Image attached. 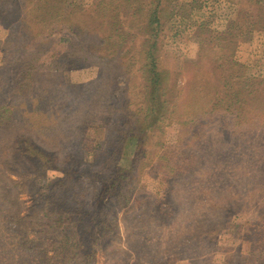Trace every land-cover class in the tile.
Instances as JSON below:
<instances>
[{
    "label": "trees",
    "instance_id": "obj_1",
    "mask_svg": "<svg viewBox=\"0 0 264 264\" xmlns=\"http://www.w3.org/2000/svg\"><path fill=\"white\" fill-rule=\"evenodd\" d=\"M130 1L133 2L128 6ZM186 1L194 4V12L199 14L198 18L194 19L192 14L188 18L197 33L205 35L208 42L207 48H202L199 60L186 66L190 76L185 91L189 94L181 101L180 92L184 86L180 89L176 85L177 75L172 77L159 65L161 16L173 14L172 7L165 13L170 0H99L91 20L94 26H98L103 11L112 10V33L104 35L102 43L92 48L88 46V49L71 47L68 41H61L62 37H52L63 28L78 32V21L84 17L74 14L66 18L61 12L63 0H0V30L7 32L0 51L6 52L9 41L16 54H20L12 68L11 92L14 96H25L37 73L47 83H62L59 81L61 72L50 67L41 69L51 62L73 68L89 59L99 66V77L91 83L94 82L97 91H101L99 85L107 83L111 73L124 75L136 56L134 35L120 28L122 16L132 15L129 11L134 9L133 12L144 13L145 19L140 28L143 31H139L144 33L139 45L140 57L137 55L141 61L137 70L145 81L140 90V107L131 111L125 105L113 106L112 111L116 114L105 115L104 123L98 125L105 129L109 139L124 147L114 172L107 178H99L105 155L99 142L86 136L87 127L80 133V153L74 161L58 160L38 147L25 133L26 130L22 131L27 115L37 114L45 120L53 117L43 107L38 108L41 100L38 93L28 97L33 100L31 105L22 102L24 112L16 113L18 107L13 104L0 105V240L5 239L14 251L20 252L17 258L10 254L9 264H75L78 259H90L96 252V246L107 242L117 250L115 241L107 232L113 231V226L115 237L119 229L117 215L111 207L122 209L133 201L130 187L144 168L140 160L146 159L148 140L173 122L179 124L176 142L157 144L150 159L153 162L148 163L156 174L164 173L171 177L169 199H150L152 206H157L156 213H140L141 225L136 229L141 236L138 241L140 247L156 240L164 253L171 249L189 250L194 243L202 251L212 241V236L217 237L222 229L235 227L240 217L256 206V218L262 222L259 239L264 250V116L251 106L245 108V115H242L244 106L241 100L249 92L241 84L243 65L235 58L237 43L231 37L233 3L232 0H223L212 6L206 5V0ZM262 10L257 13L255 22L261 27L257 29L259 32H264V8ZM63 52L67 55H50L43 61L37 57L39 54ZM10 64L0 68V102L5 99L3 77ZM208 75L211 83L203 84L202 80L205 82L204 77ZM87 86L78 84L72 87ZM125 91L128 90H122L121 95L130 101L131 97ZM216 119L221 122L220 130L211 133L207 122ZM189 123L192 126H188ZM38 134L36 132V136ZM221 135H226L230 143L218 148L214 137ZM150 152L148 149L149 155ZM82 162L86 169H77L76 164ZM43 167L61 172L62 177L51 184L48 197L39 211H34L32 206L22 210L15 195L9 193L2 181H7L11 187L20 185L24 191L17 194H30L28 180ZM81 175L90 183L98 181L91 204L86 197L89 186L77 180ZM12 176H17L18 180L14 181ZM23 178L25 182H22ZM81 188L83 197L79 195L71 202L69 196ZM160 203L168 205L166 214L160 212ZM70 208L74 213H70ZM40 214L41 218L38 217ZM43 219L45 222L41 223ZM164 222L171 226L170 237L159 240L158 235H154L150 238L152 230ZM226 259L222 264L227 263ZM262 260L261 264H264V256Z\"/></svg>",
    "mask_w": 264,
    "mask_h": 264
},
{
    "label": "rangeland",
    "instance_id": "obj_2",
    "mask_svg": "<svg viewBox=\"0 0 264 264\" xmlns=\"http://www.w3.org/2000/svg\"><path fill=\"white\" fill-rule=\"evenodd\" d=\"M221 1L223 0H206L205 4L207 5L208 3L215 6ZM132 2H128V6ZM98 3L99 0H63L61 12L66 18L74 14L84 17L78 21V32L63 28L58 35L55 36L54 34L52 37L54 36L55 39L62 37L61 41L63 43L68 41V46H78L83 47V49H88V46L92 48L102 43V37L112 33L110 25L113 19L111 18L112 10H104L100 25L94 26L91 19L96 14ZM232 3L233 11L231 16L234 24L231 37L237 43L235 58L243 65L241 84L249 92L241 100L244 106L242 115H245V108L251 106V109L260 111L261 116H264V32H259L257 29L261 27L256 25L257 23L255 24L257 13L259 11L263 12L264 0H232ZM194 6V4L186 0H170V5L166 8L165 13L171 7L174 12L169 17L166 15L161 16L160 22L159 65L168 70L172 77L177 75L176 85L180 89L184 86L180 92L181 101H184L189 94H186L185 91L188 88L186 81L190 76V71L186 66L199 60L202 48H207L208 42L205 35L197 33L196 27L188 18L191 14L194 19L199 17V14L194 12ZM133 11L134 9L129 11V13L132 12V15H123L120 21L121 30L135 37L136 56L132 67L129 70H125L124 75L116 72L111 73L107 83L99 85L101 89L99 92L95 86L96 84L94 82L91 83L99 77V66L89 59L88 62L73 68H66V66H59L55 62H51L49 66L45 65L41 69L47 70L50 67L55 72H61L62 77L59 81H63L62 83H47L37 73L30 91L25 96H14L11 92L13 85L11 84L12 68L20 54H16L15 47L9 41L6 52L0 51V68L6 63H11L4 77L2 76L5 79V90L3 91V98L5 99L0 102V105L13 104L18 107L15 110L16 113L22 110L24 112L22 102L25 101L28 105H31L33 100L32 98L28 99V97L38 93L41 99L38 108L43 107L46 110L45 112L50 113L53 117L45 120L44 118H39L37 114L27 115L25 116L26 122L22 125V131L26 130L27 132L25 133L34 139L38 147L61 161L67 159L74 161L79 156L78 143L81 141L80 133L84 127H87L86 136L93 139V141L99 142L105 155L103 157V159L105 158V163L99 174L101 179L107 178L114 172L115 166L124 153V147L120 143L109 139L105 135V129L98 125L104 123L103 117L105 115L109 117L112 114H116L112 111L113 106L125 105L131 111L133 108L140 107V90L145 86V81L141 77L140 71L137 70L141 64L138 58V54L141 53L139 45L144 38V33L139 31H143L140 28L145 19L144 13ZM126 12L128 11L126 10ZM147 12L145 14L146 18ZM101 30H105V32L100 33L99 31ZM6 36L7 32L1 29L0 47H3ZM50 55H53V57L56 55L66 56L67 53L39 54L37 57L43 61ZM96 62L99 63L100 60ZM204 78L206 81L202 80L203 84L211 83V80H209L211 78L210 75ZM258 82L261 83L257 85ZM78 84L88 86L84 88L72 87ZM123 88L128 90L124 93L131 97L130 101L126 100L125 95H121ZM252 97L254 98L251 100ZM260 106L262 110H258ZM18 124L20 125V121ZM207 124L211 128V133L220 130L221 122L219 119L210 120ZM188 126H192V124L189 123ZM35 128L39 130L36 131ZM178 128L179 124L173 122L171 125H167L162 132H156L154 137L148 140L146 144V159L140 160V163L143 162L141 166L144 168L141 175L139 173L136 178L139 179L135 180L130 187L132 196H134L133 201L122 209L111 207L117 215L119 229L118 233L115 232V237L113 235V226L111 227L113 231L107 230V232L111 239L115 241L118 249L113 250L109 245L110 242H107L101 246H96V252L89 257L90 259H78L75 264H222L224 258H228L226 259V264H261L263 262L264 250L259 239L262 222L256 218V213L258 214L256 206L252 207L246 214H243L235 227L222 229L217 237L212 236V241L208 242L202 251H199L197 244L194 243L189 250L171 249L164 253V249L159 247V241L156 242V240H150L149 245L140 247L138 241L141 236L136 231V229H140L141 225V221L139 222L140 213L146 212L149 215L156 213L157 206L154 205L153 207L150 199L167 201L172 187L171 177L164 173L156 174L157 172L151 170L152 167L148 163L153 162L150 159L157 148V144L163 141L167 145L176 142ZM36 132H39L37 136ZM158 134L162 136H158ZM214 139L218 148L228 146L230 143L226 135L215 136ZM148 149H151L150 155L147 153ZM184 150H187V148ZM71 156H73V159L70 158ZM76 166L80 170L86 169L84 162L77 163ZM9 169L16 170L15 168ZM61 177L62 173L57 170L46 167L41 168L28 180L29 185L32 186L27 185L30 194H17V192L24 191L20 185L11 187L7 181H2V183L12 196L15 195V199L22 210L25 207L32 206V209L37 212L43 201L48 197L51 184L61 179ZM12 179L14 181L18 180L17 176H12ZM25 180L23 178L22 182H25ZM77 180L85 182L89 186L86 197L91 204L94 200V194L92 195V193H94L96 188L98 189V181L90 183L83 175L78 177ZM79 195L83 197L82 188L74 195L69 196L71 202H74L72 199H77ZM180 198V194H178L177 200ZM71 202L68 203L71 204ZM159 206L160 212L166 214L168 205L160 203ZM70 211V213H74L73 208H70ZM38 217L41 218L42 214ZM40 222L44 223L45 219ZM170 233L171 226L169 222H164L157 225L149 234V237L158 235L160 240L165 236L170 237ZM142 237L144 238V235ZM5 241V239L0 240V264H9L10 254L15 258L20 254L19 251H14L13 246ZM122 249L123 251L120 253ZM111 251L114 253H111ZM15 264L24 263L16 262Z\"/></svg>",
    "mask_w": 264,
    "mask_h": 264
}]
</instances>
